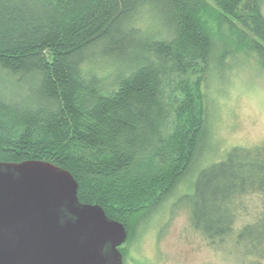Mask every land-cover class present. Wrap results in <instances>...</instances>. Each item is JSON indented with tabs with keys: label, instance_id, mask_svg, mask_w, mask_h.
I'll list each match as a JSON object with an SVG mask.
<instances>
[{
	"label": "trees",
	"instance_id": "trees-1",
	"mask_svg": "<svg viewBox=\"0 0 264 264\" xmlns=\"http://www.w3.org/2000/svg\"><path fill=\"white\" fill-rule=\"evenodd\" d=\"M262 2L0 0V161L45 160L68 170L79 200L100 205L132 240L137 224L192 172L204 150V103L198 115L188 103L175 110L182 125L169 151L168 80L208 63L215 24L228 26L235 50L264 64ZM142 9L160 17L161 28L151 30L156 35L134 23ZM96 56L130 68L105 87L85 69ZM22 85L27 94H2ZM260 153L258 146H234L194 171L192 195L180 199L189 201L192 226L210 244L232 232L241 195L264 193ZM261 222L262 215L245 225L236 242L250 250L264 244V234L255 232Z\"/></svg>",
	"mask_w": 264,
	"mask_h": 264
},
{
	"label": "rangeland",
	"instance_id": "rangeland-1",
	"mask_svg": "<svg viewBox=\"0 0 264 264\" xmlns=\"http://www.w3.org/2000/svg\"><path fill=\"white\" fill-rule=\"evenodd\" d=\"M261 9L264 15V0ZM159 18L156 13L150 15L142 9L134 23L150 32L161 28ZM212 27L213 45L208 63L198 62L194 71L171 77L166 87L171 104V115L164 129L166 141L170 139L169 151L173 149L171 143H177L176 131L182 125L175 110L182 105L189 109L188 103L197 115L204 103L207 136L200 144L204 150L191 165L192 172L160 207L144 216V221L137 224L134 238L122 244L126 251L124 264H264L263 243L250 250L249 245L236 242L241 229L254 224L261 215L262 222L255 232L264 234V193H247L236 200L232 232L216 245L194 229L186 207L189 201L180 199L183 193L188 199L192 195L193 187L189 185L194 171L224 159L232 147L258 146L264 156V64L254 53L235 50L228 26ZM224 37L227 40L222 41ZM102 47H95L96 52ZM129 68V63H115L99 56L85 64V69L95 73L105 87L114 85L117 73ZM20 89L2 94L11 97L27 94L26 86ZM184 125L187 126L185 121Z\"/></svg>",
	"mask_w": 264,
	"mask_h": 264
},
{
	"label": "water",
	"instance_id": "water-1",
	"mask_svg": "<svg viewBox=\"0 0 264 264\" xmlns=\"http://www.w3.org/2000/svg\"><path fill=\"white\" fill-rule=\"evenodd\" d=\"M123 223L49 161H0V264H123Z\"/></svg>",
	"mask_w": 264,
	"mask_h": 264
},
{
	"label": "flooded vegetation",
	"instance_id": "flooded-vegetation-1",
	"mask_svg": "<svg viewBox=\"0 0 264 264\" xmlns=\"http://www.w3.org/2000/svg\"><path fill=\"white\" fill-rule=\"evenodd\" d=\"M126 231H127V230H126ZM125 242H127V239H126ZM125 242H124V243H125ZM124 243H123V245H124ZM119 249H120V251H121V253H122V256H123V264H124V259H125V257H124V254H123V252H122V250H125V249H124V246L120 245Z\"/></svg>",
	"mask_w": 264,
	"mask_h": 264
}]
</instances>
